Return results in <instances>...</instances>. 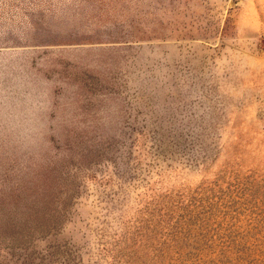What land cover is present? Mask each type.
Listing matches in <instances>:
<instances>
[{
    "label": "rangeland",
    "instance_id": "374dc122",
    "mask_svg": "<svg viewBox=\"0 0 264 264\" xmlns=\"http://www.w3.org/2000/svg\"><path fill=\"white\" fill-rule=\"evenodd\" d=\"M0 264H264V0H0Z\"/></svg>",
    "mask_w": 264,
    "mask_h": 264
}]
</instances>
